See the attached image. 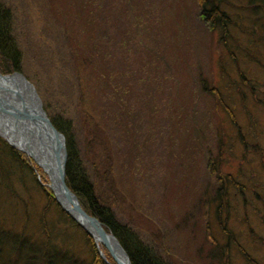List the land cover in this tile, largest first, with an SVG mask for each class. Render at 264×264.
Returning a JSON list of instances; mask_svg holds the SVG:
<instances>
[{"label":"rangeland","instance_id":"1","mask_svg":"<svg viewBox=\"0 0 264 264\" xmlns=\"http://www.w3.org/2000/svg\"><path fill=\"white\" fill-rule=\"evenodd\" d=\"M1 1L10 10L20 52L12 71L31 82L49 118L70 121L79 157L115 201L116 215L166 264H264L259 1L216 0L225 22L217 19L213 29L201 18L197 0ZM94 43L114 53L109 68L102 61L94 67ZM93 68L101 77L95 85ZM111 72L127 93H116L120 104L112 109L120 127L112 133L108 173L105 138L93 132L82 110L105 126L99 98L110 90L105 80ZM118 133L125 147L115 142ZM17 162L0 151V225L47 240L39 224L44 221L49 241L73 249L70 261L88 264L92 252L85 235L53 203L46 207L33 175ZM212 163L216 175L209 171ZM218 173L230 180L221 194ZM29 249L12 252L14 258L2 253L0 264H34L38 255Z\"/></svg>","mask_w":264,"mask_h":264},{"label":"trees","instance_id":"2","mask_svg":"<svg viewBox=\"0 0 264 264\" xmlns=\"http://www.w3.org/2000/svg\"><path fill=\"white\" fill-rule=\"evenodd\" d=\"M197 4L201 18L209 25L211 29L215 27L217 19H219L221 24L225 22V20L220 17L223 15V11H221V8L218 7L216 0H197ZM208 4L210 5L209 7ZM9 12L10 10L8 7L0 0L1 72H9L14 69H18L17 65H19L18 60L20 58V52L17 50L18 46L11 33V17ZM92 50L93 54L98 56V58L94 59V67H97L101 61L103 66H105V64L108 62L107 58H111L112 56V59L114 58V53L109 51L108 48L104 47L100 43H94L92 45ZM116 58L118 59V57ZM85 60L86 59L82 58L81 63L85 64ZM109 64L110 62H108L107 68H109ZM113 76L114 73L108 77L106 76L105 81L110 86V90L108 89L105 91L102 97L99 98L100 104L102 106L100 112L107 114L106 119L104 120L106 121L105 126L103 127L100 121H96V118L91 112L82 110V112H86L85 117L87 118V123L90 125V128L93 130V132L96 134V132L98 133V131H101V134L105 138L106 142L102 143L104 148L103 151L105 150L103 171L108 173L112 172L110 168L111 162L113 160L112 156L114 155L111 152L113 145V139L111 138L112 133L115 129L120 127V124L116 121V118L113 115L112 109L116 108L117 103L120 104L118 98L116 97V93L117 95L127 93V86L123 84H115L116 78L111 79ZM91 79L93 82L94 80L98 82V80L101 79L100 72L96 71L95 68H93V77H91ZM95 83L96 82H94V85ZM203 88L207 89V85L203 84ZM78 101L80 104L82 103L81 98H79ZM50 120L64 136L66 147V161L64 169L65 182L68 188L76 195L81 207L101 223L106 225L110 231L116 235L127 252L131 264H166L164 262L165 258H163L162 255L152 245L142 239L141 234L137 229L116 215L113 208L115 201L109 200V197L103 193L99 187V184L97 183V180L95 179V176L92 178V175H90V172H88L85 164H83L81 158L79 157L78 148L76 147L77 144L74 142V137L72 136L70 121L65 120V124L63 125L60 122V124L57 123L53 118H50ZM94 124H96L97 127H94ZM95 134L90 137V139L94 140L91 143L94 144L97 143ZM118 135L119 140L115 139V142H122V146L125 147L126 141L123 139L122 135L119 133ZM1 150L9 153L12 159L18 161V165L22 167L24 171H28L33 175V181L36 183V186L38 189H40V192H42L46 199V207L53 203L55 207L59 209L60 213L68 218L72 224L79 228L83 235H85L86 245L88 246V250H86L88 253L92 252V258L88 264H107L100 257L93 238L83 231L82 228L77 225V223H75L57 204L51 190L46 185L48 179L42 169L25 153L10 146L2 137H0V151ZM212 164L213 165H211L209 171L210 173L212 172L214 175H216V165L214 163ZM37 174L40 176V179L37 178ZM99 174L101 180L106 182L107 178L105 176H101V173ZM218 176V181L220 184L218 191L221 194L223 184L226 185V183L230 182V180L229 175L223 176L221 173H218ZM1 182L6 186L5 181ZM233 184L238 185L236 182H233ZM111 187L112 185L109 188ZM222 206L225 207V205ZM39 224H41V226L44 228V233L45 237H47V240H39L37 237L33 238L29 236V234H27L23 228H21L20 231H14L10 227L0 225V243L6 244L4 247L0 245V256L2 253H4L9 258H14L12 252L19 250V248L30 252L31 250L29 248H32V252L38 255V258L35 260L34 264H61V260L65 261L67 264H76L75 261H70V257H73L76 254L75 251L65 245L57 244L54 241H49V233L45 228L44 221H40ZM12 233L16 236L15 239H11ZM103 249L108 260L112 264H115V261L111 255L105 250L104 247ZM242 252L245 253L244 250ZM33 253H26V257Z\"/></svg>","mask_w":264,"mask_h":264},{"label":"water","instance_id":"3","mask_svg":"<svg viewBox=\"0 0 264 264\" xmlns=\"http://www.w3.org/2000/svg\"><path fill=\"white\" fill-rule=\"evenodd\" d=\"M0 136L32 160L46 174L47 186L60 208L83 231L89 234L101 258L107 259L101 245L116 264H131L116 235L83 209L65 182L66 147L63 134L57 130L42 107L33 85L21 73L0 71ZM17 140L15 145L11 140Z\"/></svg>","mask_w":264,"mask_h":264},{"label":"flooded vegetation","instance_id":"4","mask_svg":"<svg viewBox=\"0 0 264 264\" xmlns=\"http://www.w3.org/2000/svg\"><path fill=\"white\" fill-rule=\"evenodd\" d=\"M259 2L257 3V8H259V13H263L264 12V0H258ZM262 27H264V23H261Z\"/></svg>","mask_w":264,"mask_h":264},{"label":"bare ground","instance_id":"5","mask_svg":"<svg viewBox=\"0 0 264 264\" xmlns=\"http://www.w3.org/2000/svg\"><path fill=\"white\" fill-rule=\"evenodd\" d=\"M0 132L3 133L1 127H0ZM11 141H12V143H14L15 145H17V143H16L17 140H14V139H13V140H11Z\"/></svg>","mask_w":264,"mask_h":264}]
</instances>
